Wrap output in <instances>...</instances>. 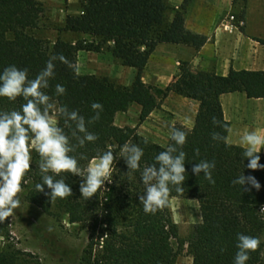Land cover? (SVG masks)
<instances>
[{"label": "trees", "instance_id": "obj_1", "mask_svg": "<svg viewBox=\"0 0 264 264\" xmlns=\"http://www.w3.org/2000/svg\"><path fill=\"white\" fill-rule=\"evenodd\" d=\"M237 1L245 3L246 0H234ZM80 6L81 14L68 15L63 30L89 36L93 42L79 40L74 44L58 38L52 45L35 34L44 13L38 0H0V71L15 64L27 68L33 78L49 57L63 54L72 66L55 62V78L50 81L48 93L52 95L55 84H62L67 92L56 99L69 109L78 110L86 119L94 115L91 102L103 105L100 120L89 126V131L98 134L99 139L77 148L74 153L78 159L80 154L88 158L79 161L80 167L86 168L91 158L103 151H112L116 157L109 180L93 197L81 196V177L62 174L72 188V195L50 200L34 189L41 176L35 168L39 157L33 151V168L22 180L26 201L48 215L58 217L63 213L70 224L88 233L84 264H176L179 251L173 241L179 242V228L171 212V200L175 197L194 199L199 204L201 222L195 226L189 240L192 264H233L237 233L261 238L260 248L250 253L248 261V264H261L264 257V170L243 167L244 147L229 143V132L214 125L212 118L230 128L220 101L224 94L240 92L249 99H264V71L232 69L227 76H218L196 73L188 63H181L165 90H155L143 81L142 73L160 44L200 49L206 42L202 36L185 30L186 7L175 10L172 20H168L166 0H80ZM106 45L117 61L136 71L131 86L118 85L105 77L78 74L76 53L80 50L99 53ZM170 93L199 104L191 130L175 126L188 133L183 146L186 179L182 192H176L172 186L167 205L146 214L138 199L144 192L140 171L152 164L157 152L165 150L171 141L169 139L165 146L154 143L138 134L136 128L117 126L115 118L137 105L140 121H145ZM14 107L18 108L19 102L10 103L7 98H0V110ZM213 132H219L225 140L213 141ZM128 141L143 148L144 156L141 169L127 174L119 152ZM259 155L260 163L264 164V153ZM200 160L215 161L214 184L209 183L203 173L198 177L192 174V166ZM243 163L246 165L247 161ZM243 172L246 177L254 176L258 180L259 191L250 185H245L244 189L233 185L232 181ZM45 190L50 191L46 187ZM0 236L10 238L4 221H0ZM30 256L13 245L0 247V264H32Z\"/></svg>", "mask_w": 264, "mask_h": 264}, {"label": "clouds", "instance_id": "obj_2", "mask_svg": "<svg viewBox=\"0 0 264 264\" xmlns=\"http://www.w3.org/2000/svg\"><path fill=\"white\" fill-rule=\"evenodd\" d=\"M56 61L72 66L67 57L58 54L49 57L33 78H30L27 68L15 64L0 71V98H7L10 103L19 102L18 108L0 110V221L12 216L14 210L21 206L18 194L22 191V180L26 173L33 168V151L39 157L35 168H38L41 176V181L35 183L34 189L50 200L72 195V188L62 174L82 178L79 191L85 199L96 195L112 174L116 160L112 151L100 152L91 158L86 168L80 167L79 161L88 158L80 154L78 159L74 153L77 148L99 139L98 134L89 131V126L100 120L103 105L97 101L91 102L90 108L94 115L86 119L78 110L69 109L56 99L67 92L62 84H55L54 92L50 95L47 90L51 86L50 81L55 78ZM212 123L227 132L232 131L215 117ZM168 135L171 143L165 150L157 152L152 164L140 171L144 192L138 195V199L146 214L155 213L158 208L167 205L172 186L178 193L183 191L186 179V153L183 146L188 133L169 126ZM212 140L224 141L225 137L213 132ZM240 143L244 146L241 153L243 167L253 171L264 170L259 155L264 149V128L245 131ZM196 153L199 154L198 149ZM119 156L125 162L128 174L141 169L144 150L128 141L121 146ZM245 160L246 165L243 163ZM215 167V161L200 160L192 166L191 172L197 177L203 173L204 178L214 184L212 172ZM232 183L241 185L243 189L245 185L257 191L261 188L254 176L246 177L244 172ZM45 187L50 191H46ZM261 243L258 236L237 233L233 264H248L250 253L257 251Z\"/></svg>", "mask_w": 264, "mask_h": 264}, {"label": "rangeland", "instance_id": "obj_3", "mask_svg": "<svg viewBox=\"0 0 264 264\" xmlns=\"http://www.w3.org/2000/svg\"><path fill=\"white\" fill-rule=\"evenodd\" d=\"M189 1L185 0L182 5L186 7V10ZM40 3L44 7V13L40 19L39 29L35 32L38 37L47 39L52 45L58 38L74 44L79 40L93 42V38L89 36L72 34L63 30L68 15L81 13L80 0H47L46 3ZM166 3L167 18L172 20L176 8L172 0H166ZM234 14L237 13L234 12ZM235 19V21L239 20L238 17ZM75 65L80 75L105 77L121 86H131L136 76L134 69L123 66L113 57L107 45L99 53L78 51L75 55ZM147 73L151 75L149 71L144 70L143 81L153 86L155 90H165V86L159 84L152 75L148 76ZM194 109L193 102L170 93L168 97L161 100L160 107L145 121H140V107L132 105L127 112L116 116L115 124L122 128H136L141 136L165 146L170 139L169 126H182V123L191 119ZM18 195L21 206L14 210L12 216L4 220L8 225L10 238L0 236V247L15 246L31 255L29 258L32 264H84L88 233L81 230L78 225L70 224L63 213L55 217L28 203L23 191ZM171 212L179 228V242L173 241L179 251L176 264H192L189 240L195 226L201 222L199 204L194 199L175 197L171 200ZM262 239L264 241V232ZM261 264H264V257Z\"/></svg>", "mask_w": 264, "mask_h": 264}, {"label": "crops", "instance_id": "obj_4", "mask_svg": "<svg viewBox=\"0 0 264 264\" xmlns=\"http://www.w3.org/2000/svg\"><path fill=\"white\" fill-rule=\"evenodd\" d=\"M39 1L46 3L47 0ZM184 2L172 0L176 9H180ZM231 16L239 20L230 21ZM184 28L190 34L202 36L206 42L200 49L160 44L145 68L159 84L167 87L177 75L181 63H188L196 73H214L218 76H227L232 69L264 71V0H246L245 3L234 0H190ZM147 75L151 76L149 73ZM171 94L194 103L191 119L182 123L183 127L191 130L199 104ZM220 101L232 130L228 134V142L244 147L240 137L245 131L264 128V99H249L246 94L235 92L222 95ZM261 153H264V149Z\"/></svg>", "mask_w": 264, "mask_h": 264}, {"label": "built area", "instance_id": "obj_5", "mask_svg": "<svg viewBox=\"0 0 264 264\" xmlns=\"http://www.w3.org/2000/svg\"><path fill=\"white\" fill-rule=\"evenodd\" d=\"M229 20H230V21H235L236 19H235L234 16H231V17L229 18ZM240 24H242V23H240Z\"/></svg>", "mask_w": 264, "mask_h": 264}]
</instances>
